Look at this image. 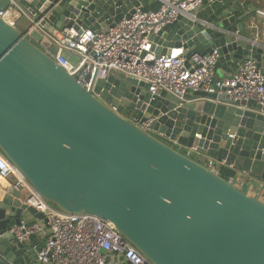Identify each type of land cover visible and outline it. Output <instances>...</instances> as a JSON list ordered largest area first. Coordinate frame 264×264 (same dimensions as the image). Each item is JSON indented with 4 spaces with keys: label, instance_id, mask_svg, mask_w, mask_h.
<instances>
[{
    "label": "water",
    "instance_id": "water-1",
    "mask_svg": "<svg viewBox=\"0 0 264 264\" xmlns=\"http://www.w3.org/2000/svg\"><path fill=\"white\" fill-rule=\"evenodd\" d=\"M201 2L150 34L152 52L183 48L189 66L217 51L216 75L250 60L262 68L264 44L247 34L257 0ZM12 5L31 22L21 30L0 17V152L33 189L61 212L113 223L151 264H264V201L190 153L264 183V106L218 92L152 95L118 72L86 90L54 60L45 35L106 34L138 10L158 12L159 0H0V11ZM22 192L0 190V264H40L42 236L13 232L46 223Z\"/></svg>",
    "mask_w": 264,
    "mask_h": 264
},
{
    "label": "built area",
    "instance_id": "built-area-1",
    "mask_svg": "<svg viewBox=\"0 0 264 264\" xmlns=\"http://www.w3.org/2000/svg\"><path fill=\"white\" fill-rule=\"evenodd\" d=\"M159 1L163 5L158 12L138 10L130 20H122L106 34L66 29L45 35L58 48L54 60L86 90L92 88L94 79L96 82L106 80L112 72H118L149 84L152 95L164 91L183 100L187 94L197 91L218 92L226 94L234 103L251 100L264 106V67L260 68L255 60L236 63L235 71L229 77L215 81L217 51L206 56L194 55L189 66L183 49L157 57L152 52L150 34L158 33L179 15H189L202 4L201 0ZM258 14L264 16V11ZM0 17L17 26L27 15L17 5H12L6 11H0ZM34 28L44 33L38 25ZM223 32L239 37L238 33ZM67 54L80 58L77 67L70 63ZM88 76L90 80H87ZM150 123L144 124L143 128L147 129ZM216 163L210 160L207 166L218 173L222 167L232 169L225 163ZM0 177H15V187L28 192L25 203L46 218L48 234L38 255L40 264H118V261L120 264H151L118 233L113 223L95 216L64 213L51 206L1 152ZM13 232L24 241L30 234L43 237L44 229L39 224H24L14 228Z\"/></svg>",
    "mask_w": 264,
    "mask_h": 264
},
{
    "label": "crops",
    "instance_id": "crops-1",
    "mask_svg": "<svg viewBox=\"0 0 264 264\" xmlns=\"http://www.w3.org/2000/svg\"><path fill=\"white\" fill-rule=\"evenodd\" d=\"M257 3L260 6L259 11L260 12L264 11V0H257ZM29 22L31 21L27 17H24L22 18V20L18 22L17 26L21 30H26L28 29V26L30 24ZM247 34L250 36V38H252L258 44H264V16L256 15L247 22ZM175 49H183V48H174L172 49V52ZM184 52L185 54H187V51L184 50ZM235 66L233 67V71H235ZM263 67H264V63H263ZM230 75L231 74L227 75L226 70H221L216 75V78L217 80H221L223 78L229 77ZM190 153L196 158L202 160L204 164H208L210 162L209 159L199 156L195 152L190 151ZM220 163H223V162H217L216 164H220ZM232 169L235 172V176L231 178L233 180V184H235L237 187L242 189L247 195L256 197L264 201V183L261 180H259V178L251 174H245L244 172H238L234 168ZM15 183H16L15 177H10L8 179H3L0 177V190H7L9 187L15 186ZM22 191H23L22 192L23 199L25 200L27 198L28 192L26 190H22ZM33 224H39L43 227L44 234L42 238L45 243L47 239V234H48V229L46 228V224L44 222H39V221H35ZM40 243L41 241H38V244ZM29 244L31 245L32 242H29ZM112 259L114 260L113 262H116L115 261L116 257H113ZM117 263L120 264V261H118Z\"/></svg>",
    "mask_w": 264,
    "mask_h": 264
},
{
    "label": "trees",
    "instance_id": "trees-1",
    "mask_svg": "<svg viewBox=\"0 0 264 264\" xmlns=\"http://www.w3.org/2000/svg\"><path fill=\"white\" fill-rule=\"evenodd\" d=\"M219 173L226 180H230L231 178H233L235 176L234 170L233 169H230L228 167H222L220 169V172Z\"/></svg>",
    "mask_w": 264,
    "mask_h": 264
},
{
    "label": "rangeland",
    "instance_id": "rangeland-1",
    "mask_svg": "<svg viewBox=\"0 0 264 264\" xmlns=\"http://www.w3.org/2000/svg\"><path fill=\"white\" fill-rule=\"evenodd\" d=\"M67 57L70 61V63L74 66V67H77L79 62H80V58L76 55H68L67 54Z\"/></svg>",
    "mask_w": 264,
    "mask_h": 264
}]
</instances>
